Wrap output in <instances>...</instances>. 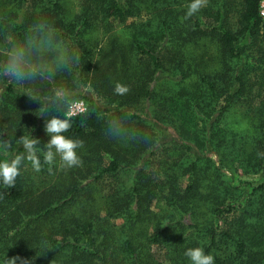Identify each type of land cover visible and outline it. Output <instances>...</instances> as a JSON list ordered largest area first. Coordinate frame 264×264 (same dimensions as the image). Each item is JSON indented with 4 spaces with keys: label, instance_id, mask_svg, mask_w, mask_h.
<instances>
[{
    "label": "trees",
    "instance_id": "obj_1",
    "mask_svg": "<svg viewBox=\"0 0 264 264\" xmlns=\"http://www.w3.org/2000/svg\"><path fill=\"white\" fill-rule=\"evenodd\" d=\"M189 3L0 0V43L9 50L0 49V159L18 154L23 132L43 145L52 115L82 142L78 166L58 157L49 166L40 156L37 179L25 161L13 186L0 183V264H190V247L204 248L214 264H264V180L245 190L223 170L233 160L264 169V68L240 66L246 50L264 62L260 0H203L192 15ZM115 22L129 34H117ZM95 32L102 43L94 44ZM42 41L65 53L41 49ZM213 49L219 70L205 59ZM17 55L23 72L6 83ZM162 77L167 95L158 90ZM117 83L127 92L117 94ZM173 95L202 126L174 117ZM75 99L88 110L68 117ZM244 102L253 134L239 142L220 122ZM156 123L176 138L159 141ZM124 166L133 169L129 179L120 178Z\"/></svg>",
    "mask_w": 264,
    "mask_h": 264
},
{
    "label": "rangeland",
    "instance_id": "obj_2",
    "mask_svg": "<svg viewBox=\"0 0 264 264\" xmlns=\"http://www.w3.org/2000/svg\"><path fill=\"white\" fill-rule=\"evenodd\" d=\"M115 25H116L115 32L117 34H120L121 36H126L129 34V30L126 28V24L124 25V24H119L118 22H115ZM7 40H9V39H7ZM92 40L94 41V44H96V42L102 43L101 38L97 34V32H95L93 34ZM203 43H207V41L203 40ZM61 46H60V44H55L54 46H52L51 44H47L45 41H42L40 43L41 49H45L46 51L51 50V51H59V53H65L64 47H61ZM202 47H203L202 52H204V53L208 52V50H207L208 44H207V47H205V45H203ZM0 49L7 51L6 45L2 42L0 43ZM13 50L17 51L18 47L16 45L13 46ZM212 52H213V59H208L209 57L207 55L205 56V59L208 60L207 65L209 68H212V69L215 68V69L219 70V68L220 69L222 68L220 58L218 57V53H217L216 49H213ZM64 58H65V54H63L60 58H58V60L59 59L64 60ZM242 58H243V61H242V64L240 66L254 65L255 68H258V67L264 68V62H259L258 54L256 53V51L246 50L245 53H243ZM232 64L237 65V67H240V66H238L240 64V61H238L237 59H234L232 61ZM53 67H54V64H47V69L54 70L55 68H53ZM31 69L39 70L38 66H36V65H32ZM3 74L5 75L6 80H7L6 83H8V82L15 80L17 72L12 73V72L8 71V69H7L3 72ZM161 82H166V83L162 84L161 86L159 85L158 90H160L161 88H164V94L167 95L165 85L166 86L169 85V79L167 77H165V78L162 77L159 80L160 84H161ZM172 89H175V88H172ZM82 92L84 94H88L89 96H91L92 98H94L96 100L100 99V97L97 95V93L93 90V88L91 86L83 87ZM1 93H2V90L0 89V94ZM248 100H250V99H248ZM102 102L104 103V105L106 104V102L104 100H102ZM169 105L172 106V108L174 110V112H173L174 117L183 121V122H186V124L190 128L202 126L203 120L201 119V117L194 118L190 113H188L186 110H184L183 103L177 98V95L172 96V99L169 100ZM247 106H248V102L235 104L227 113L226 123L224 124V122H223L224 119H223V121L220 122V125L224 129L227 128V130L231 133L230 136H232V138H236L239 142L241 140H243L244 137H247L249 134H251L253 132V129L252 128L250 129V124H251L250 119H252V113L249 111L250 108L248 109ZM247 109H248V111H247ZM154 134L159 141H164V142L165 141L171 142V141H173L174 138H176V133L174 132V130L172 128L166 127L164 124H161V123H156ZM130 140H131V138H130ZM210 156H211V154H210ZM232 162H233L232 163L233 168L226 167V168H223V170L226 174V177L228 178V180L233 185H236L237 187L243 186V188H245V190H249L252 185L258 184L259 182L264 180V169H261L260 172H258V171L254 172L250 167L243 168L241 166H238L239 160H237V161L233 160ZM121 169L122 170L120 173V175H121L120 178L129 179L133 175V169L132 168H128V167L124 166ZM28 172L30 174L29 178L37 179V175H36L37 172L33 170L30 163H28ZM163 202L164 201H162L161 203L163 204ZM157 204H158V202L154 203L155 209L158 208ZM155 251H156V255L158 257V260H160L164 263H167V260L165 259L163 250L156 248Z\"/></svg>",
    "mask_w": 264,
    "mask_h": 264
},
{
    "label": "clouds",
    "instance_id": "obj_3",
    "mask_svg": "<svg viewBox=\"0 0 264 264\" xmlns=\"http://www.w3.org/2000/svg\"><path fill=\"white\" fill-rule=\"evenodd\" d=\"M202 6L203 0H190L187 14H195ZM18 55L9 63L8 71L12 73L23 72V68L18 62ZM127 90V87L120 83H117L114 88L117 94H124ZM41 115L44 117L43 112ZM69 128L70 124L67 120L58 115H52L45 119L44 131L48 139L43 145L39 138L31 133L25 134L23 132L18 139L15 138L17 146H20L18 154L0 159V183L9 187L13 186L25 161L31 164L34 171L39 172L41 170L40 156L43 157V162L49 166L56 164L57 157L63 167L78 166L81 160L77 150L82 147V142L65 135ZM4 147H8V142H5ZM20 149L22 151H19ZM184 254L189 259L190 264H214V257L206 253L202 247L187 248ZM9 261L15 264L14 259H9Z\"/></svg>",
    "mask_w": 264,
    "mask_h": 264
},
{
    "label": "built area",
    "instance_id": "obj_4",
    "mask_svg": "<svg viewBox=\"0 0 264 264\" xmlns=\"http://www.w3.org/2000/svg\"><path fill=\"white\" fill-rule=\"evenodd\" d=\"M259 15L264 20V0H260ZM88 110V103L84 99H75L69 102L66 115L68 117H77L86 113Z\"/></svg>",
    "mask_w": 264,
    "mask_h": 264
}]
</instances>
